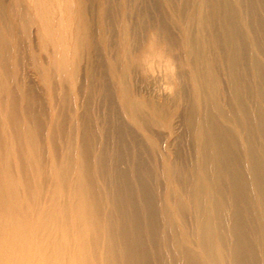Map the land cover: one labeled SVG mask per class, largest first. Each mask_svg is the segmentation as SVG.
Returning a JSON list of instances; mask_svg holds the SVG:
<instances>
[{
	"label": "bare ground",
	"instance_id": "1",
	"mask_svg": "<svg viewBox=\"0 0 264 264\" xmlns=\"http://www.w3.org/2000/svg\"><path fill=\"white\" fill-rule=\"evenodd\" d=\"M61 1L79 36L71 40L76 62L83 49L93 61L96 32L106 46L116 101L122 100L149 143L139 144L129 134V146L107 153L100 147L96 155L91 151L96 137L83 125L74 138L70 130L64 142L59 126H51L53 119L46 124L27 77L11 87L13 80L8 83V41L3 35L16 44L18 25L36 26L46 11L35 8L34 17L28 18L0 0V264H264V0H75L66 9ZM31 4L37 6V0ZM170 20L179 25L183 45L171 34ZM51 27L49 22L42 30L46 48ZM161 67L166 73L163 86ZM44 69L42 78L47 75L49 82ZM165 88L171 89L168 96H163ZM166 112L176 116V125L169 127L177 134L167 147L170 163L161 172L167 181L166 203L172 198L175 209L169 206L170 212L162 215L160 234L155 195L161 158L151 128ZM179 124L191 138L185 163ZM110 131L116 139L128 137L118 129ZM56 134L62 137L61 154ZM179 168L186 176L180 183ZM187 206L193 216L191 238L184 229H174Z\"/></svg>",
	"mask_w": 264,
	"mask_h": 264
},
{
	"label": "rangeland",
	"instance_id": "2",
	"mask_svg": "<svg viewBox=\"0 0 264 264\" xmlns=\"http://www.w3.org/2000/svg\"><path fill=\"white\" fill-rule=\"evenodd\" d=\"M29 3H27V2ZM46 3H45V2ZM55 1V3H53ZM68 1V2H67ZM8 4H10V9L12 10V12L14 11H21L23 12L24 14H26L28 16V18H33L34 17V14H36V12L34 11L35 8L37 10V12H44L46 11V14L47 16L44 17L43 19L39 20V22H36V26L33 24V25H28L25 27L27 28H24V24L21 23V29H20V25H18V29H17V51L15 49V42L10 38V36H8L7 34L4 36L3 35V30L2 28L0 30L1 34L3 35V37H5V39L8 41V52H9V59L7 61V67H8V73H10L9 75V81H12V83L10 82L9 83V86H14L15 83L14 81H17L18 79H27L25 80L26 83H28V85L30 86V88L33 90L34 89V92H35V95L37 96V99H38V108L41 110V112L43 111L44 112V115L47 117V120H46V124L48 123V118L50 117V121L53 119L52 123H51V126H54L55 128H58L56 126H59V128L61 129L60 132H62L61 136L64 138V142L66 141L67 137H69V135H71L72 133V136H70L71 138L78 132V129L81 125H83L84 127H86L87 131H91L92 134L90 133V135H92L94 137H96L94 143L92 144L91 146V151H93L94 154H98L101 150H105V153H107V151L111 152L112 148L114 147H119L120 149H123L124 145L125 147L126 146H129V141H130V138H133V139H136L137 141H139V144L142 143V144H146L147 143V140L145 137L142 136V133L141 131L139 130L140 128L137 126V124L132 121L129 117V114L128 112L126 111V109L124 108L123 104L121 103L122 100H120L119 98H117V101H116V95H115V92L114 90L116 91L115 87H116V81L113 79L114 77L112 76L111 72L109 71V68H108V65L105 64V62L107 63L108 61V57L107 55L105 54V48L106 46L102 43H99V37L97 35V33L95 32L93 34V38L95 40L96 45H95V48L93 50V56H94V59L93 61H89V52L86 51L85 49L81 50L79 52V61L76 62V55H75V50H74V47L72 45V37H74L76 34L75 33V29L73 28V26L71 25V18L69 17V15L63 11V2L60 0V3L59 4H56V0H37V6H34L31 4V0H18V2L16 3V1L14 0H10V2L7 0ZM12 2V3H11ZM59 2V1H58ZM57 2V3H58ZM13 4V5H12ZM54 4V5H53ZM70 4V5H69ZM23 5H25L23 7ZM66 5L67 6H71L74 7L73 5H75V0H65L64 2V8L66 9ZM14 6V7H13ZM29 6V7H28ZM50 6V7H49ZM52 6H55V7H52ZM20 7V8H19ZM33 7V9H32ZM52 7V8H51ZM26 8V9H25ZM27 10V11H26ZM30 10V11H29ZM58 10V11H57ZM56 11V12H55ZM27 12V13H26ZM62 12V13H61ZM165 14L168 15L167 11H163ZM32 13V14H31ZM53 13V14H52ZM66 14V15H65ZM33 15V16H32ZM65 15V16H64ZM68 16V17H67ZM95 16V14H94ZM92 15V17H94ZM55 17V19H54ZM57 17V18H56ZM53 19V20H52ZM37 20V19H35ZM62 20V21H61ZM52 21V22H51ZM171 21V20H170ZM49 22L51 23V34H50V38H49V45L48 47L46 48V43H44V40L45 42L47 41L46 39V35L43 33L42 30H44L45 28L48 27V24ZM174 21H171L169 22L168 26L171 28L170 31H171V34L174 36V38L180 43L182 44V38H181V34H180V27L179 25H177L175 22V25L173 24ZM44 23V24H43ZM54 23V24H53ZM66 23V24H65ZM69 23V24H68ZM170 23L173 25V26H170ZM46 25V27H44L43 25ZM68 24V26H67ZM43 26V27H42ZM32 27V28H31ZM179 27V28H178ZM41 28V29H40ZM70 28V29H69ZM59 29V30H57ZM62 29V30H61ZM177 29V30H176ZM21 30V31H20ZM34 30V31H33ZM53 30V31H52ZM66 30V31H65ZM33 31V32H32ZM61 31V32H60ZM63 31V32H62ZM73 31V32H72ZM60 32V33H59ZM66 32V33H65ZM23 33V34H22ZM35 33V35H34ZM20 36H19V35ZM40 34V36H39ZM43 34V35H42ZM70 34V35H68ZM72 34V36H71ZM179 34V35H178ZM30 35V36H29ZM42 35V36H41ZM10 38L8 39L7 38ZM65 36V37H64ZM30 37V38H29ZM63 37V38H62ZM71 37V39H70ZM79 38V36H75V39ZM97 37V38H96ZM33 38V40H32ZM44 38V40H43ZM52 38V39H51ZM179 38V39H178ZM40 39V40H39ZM65 39V40H64ZM112 40H114V35H113V38ZM11 41H13V43H11ZM42 41V42H41ZM53 41V42H52ZM63 41V42H62ZM12 46H11V44ZM34 42V44H33ZM61 42V43H60ZM27 43V44H26ZM64 43V44H62ZM71 43V45H70ZM99 43V44H98ZM111 43H114L111 41ZM33 44V45H32ZM58 46H56V45ZM115 44V43H114ZM31 45V46H30ZM70 45V46H69ZM101 45V46H100ZM183 45V44H182ZM38 46V47H37ZM52 46H53V50H52ZM63 46H64V49H63ZM11 47V48H10ZM49 47H51L49 49ZM114 47V46H113ZM10 48V49H9ZM32 48V49H31ZM70 48V49H69ZM60 49V51H59ZM49 50H52V51H49ZM63 50V51H62ZM69 50V52H68ZM14 52V54H12ZM16 52V53H15ZM18 52V53H17ZM27 52V53H26ZM59 52V53H58ZM33 53V54H32ZM52 53V55H51ZM54 53V55H53ZM66 53V54H65ZM12 54V55H11ZM24 56H21L23 55ZM32 54V55H31ZM42 54V55H41ZM64 54V55H63ZM71 54V56H70ZM88 54V55H87ZM102 54V55H101ZM104 54V55H103ZM15 55V57H14ZM42 56V57H41ZM61 56V57H59ZM71 59H70V57ZM184 57L185 56V52L182 51V54L180 53V57ZM21 57V58H20ZM23 57V58H22ZM37 57V58H35ZM52 57V58H51ZM54 57V58H53ZM56 57V58H55ZM13 58V59H12ZM29 58V59H28ZM42 58V59H41ZM60 58H61V61H60ZM11 59V61H10ZM75 59V61H74ZM14 60V61H13ZM18 60V62H17ZM25 60V64L23 63V66H22V62H24ZM29 60V61H28ZM50 60V61H49ZM55 60H58V61H54ZM63 60H64V63L63 64ZM35 61V62H34ZM69 61V62H68ZM82 63H81V62ZM15 62V65L13 66V63ZM61 62V63H60ZM10 63V64H9ZM44 63V64H43ZM52 63V64H51ZM77 65H76V64ZM48 64V65H47ZM57 64V65H56ZM71 64V65H70ZM91 64V65H90ZM30 65V66H29ZM65 65V66H64ZM106 65V66H105ZM11 66H12V69H11ZM17 66H20V67H17ZM28 66V67H27ZM48 66V67H47ZM51 66V67H49ZM91 66V67H90ZM44 67H46V69L48 68V70H46L48 73V81H46V77L47 75L45 76V78H42V71H44ZM70 67V68H69ZM79 67V68H78ZM18 68V69H17ZM24 68V69H23ZM37 68H38V71H37ZM41 68V69H40ZM51 68V69H50ZM59 68V70H57ZM65 68V69H64ZM186 66H185V69L183 70L184 72L186 71L188 73V69L186 70ZM24 71H23V70ZM36 69V71H34ZM61 69V70H60ZM69 69V70H68ZM71 69V70H70ZM90 69V70H89ZM13 70V71H12ZM19 70V71H18ZM41 70V71H40ZM67 70L69 72H67ZM51 73H50V72ZM53 71L55 74H53ZM58 71V72H56ZM79 71V72H78ZM87 71H88V74H87ZM91 71V72H90ZM162 71L160 73V76L159 75H156V74H152L151 76H154V77H157L159 76V79L161 78L160 80V84L163 86V84L165 82H163L162 80L164 79V75H166L165 73V70L161 67V70ZM164 71V72H163ZM14 72V73H13ZM22 72V73H21ZM61 72V73H60ZM71 72V73H70ZM21 73V74H20ZM25 73V74H24ZM38 77H37V74ZM63 73V74H62ZM69 73H70V80L73 82H71L69 80ZM94 73V75H93ZM164 73V74H163ZM65 74V76H64ZM72 74V75H71ZM75 74H78L75 75ZM86 74V75H85ZM91 74V75H90ZM111 74V75H110ZM52 75H53V80H52ZM58 75V76H57ZM60 75V76H59ZM62 75L65 77L64 80L62 78ZM75 75V76H74ZM22 76V78H21ZM41 76V77H40ZM51 76V77H50ZM92 78H91V77ZM30 77V78H29ZM32 77V78H31ZM59 77V78H58ZM72 77V78H71ZM109 77V78H108ZM112 77V78H111ZM38 78H42L40 79V82H39V79ZM58 78V79H57ZM87 78V79H86ZM16 79V80H15ZM45 80V84L43 83L44 81L42 80ZM110 79V80H109ZM113 79V80H112ZM52 80V81H51ZM78 80H79V84L78 83ZM155 80V79H154ZM59 81H62V82H59ZM94 81V82H93ZM111 81V82H110ZM52 82V84H51ZM85 82V83H84ZM90 82V84H89ZM96 82V83H95ZM34 83V85H33ZM41 83V85H40ZM71 83V84H70ZM95 83V84H94ZM99 83V84H98ZM102 83V84H101ZM11 84V85H10ZM70 84V85H69ZM75 84V85H74ZM86 84V85H84ZM58 85V86H57ZM69 85V86H68ZM73 85V86H72ZM89 85L88 87H85ZM99 85H102L99 86ZM191 85L192 87V84L189 83V86ZM43 87V88H40L39 87ZM66 86V87H65ZM92 86V87H91ZM95 86V87H94ZM38 87V88H37ZM48 87V88H47ZM51 87V88H50ZM76 88V91L74 88ZM36 88V90H35ZM45 88V89H44ZM82 88V89H81ZM94 88V89H93ZM43 89V90H42ZM56 89V90H55ZM91 89V90H90ZM166 89V88H165ZM48 90V91H47ZM55 90V91H54ZM86 90V91H85ZM100 90V93L98 92ZM44 91V92H43ZM62 91V92H61ZM167 91V90H166ZM165 91V92H166ZM39 92V93H38ZM51 93L49 96L48 94L46 93ZM60 92V93H59ZM92 92L94 94H92ZM98 92V93H96ZM165 92H163V96H168L169 93L167 91L168 94H166ZM44 93V94H43ZM60 95H59V94ZM66 93V95H65ZM75 93L76 96H75ZM40 94V95H39ZM43 94V96L41 95ZM65 95L64 97V100H65V103H64V100H63V96ZM72 95V97H71ZM91 95V96H90ZM98 95V96H97ZM100 95V97H99ZM115 95V96H114ZM67 96V97H66ZM83 96V98H82ZM87 96V97H86ZM98 98L95 99L96 97ZM47 97V98H46ZM51 97V98H49ZM62 100H61V98ZM76 97V98H75ZM95 97V98H94ZM42 98V100H41ZM54 98V99H52ZM58 98V99H57ZM87 98V99H86ZM104 98V99H103ZM49 99V100H48ZM71 99V100H70ZM77 99V100H76ZM189 99V98H188ZM59 101L58 102H54V101ZM60 100H61V103H60ZM92 100V101H91ZM94 100V101H93ZM104 100V101H103ZM42 103H41V102ZM71 101V102H70ZM77 101V102H76ZM79 101V102H78ZM85 101V102H83ZM87 101V103H86ZM89 101V102H88ZM96 101H98L96 103ZM190 101V100H189ZM93 102H94V105H93ZM105 104H104V103ZM56 105H55V104ZM74 103H78V104H75ZM84 103V105H83ZM85 103H86V106H85ZM90 103V104H89ZM43 104H45V107L43 106ZM50 104V106H49ZM59 104V105H58ZM65 104V105H64ZM103 105V107H102ZM112 105V106H111ZM55 106V108H54ZM58 106V108L56 107ZM61 106V107H60ZM68 106V107H67ZM75 106V107H74ZM97 106V108H96ZM47 107V108H46ZM85 107V108H84ZM90 107V108H89ZM111 107V108H110ZM113 107V108H112ZM57 108V109H56ZM60 109V110H59ZM64 109V110H63ZM67 109V110H66ZM73 109V110H72ZM88 109V112L87 110ZM97 109V111H96ZM102 109V110H101ZM120 109V110H119ZM143 109V107H142ZM141 109V110H142ZM58 110V111H57ZM79 110V111H78ZM94 110V111H93ZM111 110V111H110ZM145 110V109H144ZM183 110V109H182ZM182 110L180 109L179 111L182 113ZM49 111V112H48ZM51 111V112H50ZM73 111V112H72ZM81 111V112H80ZM113 111V113H112ZM124 111V112H123ZM168 111V110H167ZM171 111V110H170ZM178 111V110H177ZM177 111H176V115H177ZM179 111H178V114H179ZM56 112H58L56 114ZM72 112V113H71ZM84 112V113H83ZM102 112V114H101ZM104 112V113H103ZM49 113V115H48ZM55 113V114H54ZM64 113V115H63ZM75 113V115H74ZM87 113V114H86ZM97 113V114H96ZM119 113V114H118ZM143 113V111H142ZM151 112H149V109L146 108V111H144V114L146 116L147 121L150 122L151 121V116L150 115ZM167 113V112H166ZM54 114V115H53ZM96 114V116H95ZM125 114V115H124ZM128 114V115H127ZM59 115V116H57ZM67 115V116H66ZM64 116V117H63ZM78 116V117H77ZM81 116V117H80ZM102 116V117H101ZM127 116V117H126ZM62 117V118H60ZM74 117H75V121H74ZM97 117V118H96ZM109 117V118H108ZM112 117V118H110ZM81 118V119H80ZM83 118V119H82ZM100 118V119H98ZM101 118H102V121H101ZM121 118V119H120ZM176 118V116L172 117L171 114L167 113L165 114V117H163L161 120H159V122L157 123L158 126L157 127H152V131L154 130L155 133H157V138H156V148L158 149V153H159V156L162 160L165 159V162H162V160L160 161L159 160V164H158V167H157V172H158V177H159V181H158V187L156 188V195H155V205L157 206L158 208V214L160 217V220H159V227H158V230H159V233L161 231V233L163 232L164 230V227H163V223L161 220H162V215L165 213V211L167 210V212L169 213L170 210V207H172L173 209H175V206L173 204V200L171 198L170 200V203H166L167 201V181H166V176H165V173L164 171L161 172V170H164L166 165H168L170 163V159H171V152L169 150V145L170 143L173 141V139L176 137V132L175 130H171L169 126H175L176 125V120H174ZM62 119V120H60ZM68 119V120H67ZM78 119V120H77ZM166 120V121H165ZM49 121V122H50ZM65 121V122H64ZM79 121V122H78ZM172 121V122H171ZM174 121V122H173ZM61 122V123H60ZM67 122V124H66ZM101 122V123H100ZM104 122V123H103ZM123 122V123H122ZM165 122V123H164ZM60 123V124H59ZM78 123V124H77ZM91 123H94L93 125ZM134 123V124H133ZM168 123V124H167ZM50 124V123H49ZM62 124V125H61ZM66 124V126L64 125ZM90 124V125H89ZM98 124V125H97ZM112 124V125H111ZM125 124V125H124ZM126 124L128 126H126ZM165 124V126L163 125ZM171 124V125H170ZM175 124V125H174ZM78 125V126H76ZM123 125V126H122ZM162 125V126H161ZM167 125V126H166ZM62 126V127H61ZM73 126V128H72ZM90 126V127H89ZM93 126V127H92ZM67 127V128H66ZM77 127V128H76ZM100 127V128H99ZM168 127V128H167ZM92 128V130H91ZM109 128V129H108ZM115 128V129H118L120 131L123 132V136H125V134L128 135V137H124L123 139L119 140L118 138L116 139L114 135H112V131H110L111 129ZM65 129V131H64ZM90 129V130H89ZM125 129V130H124ZM177 132L178 134L180 135V138H181V145L182 147L180 146L181 150H183L181 152V159L184 157V159H182L184 161V163L187 161L189 162V158H190V153L187 151V149H189V146L188 144H191V138L187 132V129L185 128V126H183V124H179L178 128H177ZM186 129V130H185ZM70 130H71V133H70ZM102 130H103V133L105 131H107V133L103 134L102 133ZM170 130V131H168ZM98 134H96V133ZM111 132V133H110ZM160 132V133H159ZM165 132L167 135H165ZM45 133L44 131H42V136L44 139L45 138ZM170 133V134H169ZM182 133V135H181ZM130 134V135H129ZM160 136H159V135ZM74 136V137H75ZM189 136V137H188ZM62 137H58V135L56 134V138L54 143L57 146V149H58V154H61L64 150V146H62V143L60 141V139H62ZM73 137V138H74ZM161 137V138H160ZM128 138V140H127ZM165 138V139H164ZM172 138V139H171ZM105 139V140H104ZM161 139V140H159ZM190 141H189V140ZM113 140V141H112ZM164 140V141H163ZM45 142V141H44ZM149 143V142H148ZM147 143V144H148ZM97 144V145H96ZM115 144V145H114ZM121 144V146H120ZM123 144V145H122ZM146 144V145H147ZM47 145V144H46ZM102 145V146H101ZM107 145V146H106ZM145 145V146H146ZM95 146L97 148H95ZM163 146V147H162ZM63 147V149H62ZM100 147H101V150H100ZM45 148V146H44ZM60 148V149H59ZM95 148V149H94ZM187 148V149H186ZM48 149V148H47ZM47 149H45V153H47ZM60 150V151H59ZM169 153H168V152ZM183 152L185 153V155H183ZM189 153V155H188ZM48 154V153H47ZM46 154V156H47ZM166 154V155H165ZM145 157H142V161H146L147 159V156L144 155ZM168 157V158H167ZM146 158V159H145ZM168 159V160H167ZM166 160L168 162H166ZM48 162V163H47ZM164 163V164H163ZM44 164H46V166H48L50 164V161H48V159L46 158V161H44ZM183 170V172H182ZM178 178L176 179L178 183H180L181 181H183V177H186L185 176V172H184V169L182 168H179L178 170ZM162 173V175H161ZM183 174V175H182ZM164 175V176H163ZM179 180V181H178ZM186 180H189V179H186ZM98 181L100 182V180L98 179ZM187 182V181H186ZM164 187V188H163ZM179 187V188H178ZM174 188V191L176 193L179 194V196L181 197H184V194L182 192V188L176 184H174L173 186ZM164 189V190H163ZM179 189V190H178ZM163 190V192H162ZM157 196V198H156ZM161 196V197H160ZM163 199V200H162ZM164 202V203H163ZM167 205V206H166ZM170 206V207H169ZM244 206V205H242ZM167 208V209H166ZM186 211V212H185ZM184 211L183 213V216H178V218L176 219V222L174 223V229L179 231L182 229H184L186 231V233L188 234L189 238H191V228H193V216L191 215V211H189V207L187 206L186 207V210ZM184 217V218H183ZM180 219V220H179ZM183 224H182V223ZM191 223V225H190ZM162 225V226H161ZM186 225V227H185ZM176 227V228H175ZM189 229H191L189 231ZM176 230V231H177ZM160 233V234H161Z\"/></svg>",
	"mask_w": 264,
	"mask_h": 264
},
{
	"label": "clouds",
	"instance_id": "3",
	"mask_svg": "<svg viewBox=\"0 0 264 264\" xmlns=\"http://www.w3.org/2000/svg\"><path fill=\"white\" fill-rule=\"evenodd\" d=\"M167 91H171V89L169 88V89H166Z\"/></svg>",
	"mask_w": 264,
	"mask_h": 264
}]
</instances>
